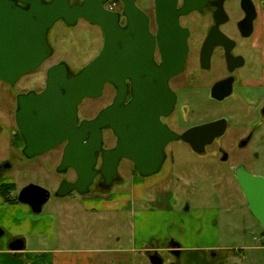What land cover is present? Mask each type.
<instances>
[{
    "label": "water",
    "instance_id": "1",
    "mask_svg": "<svg viewBox=\"0 0 264 264\" xmlns=\"http://www.w3.org/2000/svg\"><path fill=\"white\" fill-rule=\"evenodd\" d=\"M26 8L14 1L0 0V80L16 85L24 76L39 70L54 54L49 43L50 31L60 22L75 26L80 20L99 26L104 44L100 53L80 71L73 73L66 62L53 65L47 72L45 89L23 94L18 98L16 125L25 141L28 159L45 155L67 143L57 173L72 169L77 181H63L55 196L65 198L76 192L91 193L99 174L106 187L118 179L122 160L133 163L135 170L147 178L159 172L164 151L175 139L172 130L162 122L175 109L177 99L169 82L180 75L188 56L187 34L180 17L199 10L206 0H155L158 36L150 31V17L138 0H120L121 11L106 7L110 0H21ZM247 14L241 28L252 30L257 17L253 0H242ZM125 19L126 24H122ZM159 52L163 64L155 63ZM115 87L114 103L93 120L80 122L79 107L86 99L103 96L106 86ZM130 84V85H129ZM131 88V99L127 102ZM110 128L118 137L112 150H104L103 129ZM215 126L194 129L183 135L192 144L194 133L213 135ZM101 170H97L99 158ZM237 181L250 205L251 213L264 227V178L236 170ZM51 199V192L39 185L25 187L19 202L41 213ZM4 231L0 228V248ZM22 240L11 249H24ZM152 264H163L158 254L150 257Z\"/></svg>",
    "mask_w": 264,
    "mask_h": 264
},
{
    "label": "flooded vegetation",
    "instance_id": "2",
    "mask_svg": "<svg viewBox=\"0 0 264 264\" xmlns=\"http://www.w3.org/2000/svg\"><path fill=\"white\" fill-rule=\"evenodd\" d=\"M10 1H14L22 8L27 7V5L21 0ZM185 1L186 0H179L178 7L181 8L185 4ZM253 1L255 2L257 8V17L253 23L252 30L245 28V26L244 28H241L240 26V24L243 23L247 17V14L242 7V0H206V3L202 5L201 9L193 10L187 15L180 17V25L187 34L189 51L183 72L172 78L169 82V85L175 93L177 99L175 109L170 116L162 117L161 119L162 122L167 125L175 135H177L178 138L173 140L164 151L165 160L159 172L147 177L151 179L154 176L161 175L162 178L166 179L163 183H154V187H156V189H153V194L157 195L159 194V191L164 189L169 190V192H176L175 195L182 193L178 187L175 188V185L177 184L175 181L179 184L181 179H183L182 174L178 171V168L184 167V164H182L178 159V151L174 147L175 144L176 146L178 144L188 146L191 152L197 156L198 159H195L196 161L194 160L195 162H191L188 166L193 165L196 168H204L209 165H216L218 161H221L226 164H232V175L237 183L236 170L238 168H244L252 176L264 178V161L261 160L259 153H254L252 156L248 155L246 158H240L243 162H235L234 157L236 155L231 152L232 150L230 149V147H237L240 150H246L254 141L257 133L261 129H264V57L260 50L259 38H257L259 5L257 0ZM72 2L82 3L83 0H72ZM148 15L150 17V31L152 35L158 36L159 28L156 22L155 0L154 14L153 16L150 14ZM60 22L62 23L64 21ZM122 24H126L125 19H122ZM53 56L51 58H53ZM155 63L157 66L163 64V59L158 46L155 52ZM71 71L76 73L72 69ZM26 76H24L14 86L0 80V98L3 94V98L8 103V108L14 109L15 120V129L11 126L9 127L5 123H1L2 125L0 124V136L6 131L7 137H9L10 146H18L21 148V157L26 156L23 153L25 141L16 125L18 98L19 96L28 94L32 91L37 93L42 92L47 83L46 73V79L41 89L32 87L28 90L20 91L18 87ZM107 87L111 89L108 93ZM117 94L118 92L115 87L108 84L102 97L98 99L84 100L79 107L80 122L83 120L95 119L101 111L105 110L114 103ZM105 96H107L108 101L102 108L99 109L96 115L89 118L81 117V106L84 102L101 100L105 98ZM234 96L244 98L246 104L251 107V110L249 109L247 113L249 114V123L239 125L237 128H232L231 120L226 117V114H224V111L222 110L223 104H219L221 106L219 107L218 105V108L213 111L209 109V107H201L200 103L197 101V99L206 97L213 103L218 104L224 103L227 99ZM131 97V88L129 87L127 102L131 99ZM207 125L215 126L212 136L203 132L194 133L191 136L192 143H194V145L199 149V151H196L191 143L183 139V135L194 129L205 127ZM5 128L10 130H6ZM107 135H110L113 140V145L110 147L106 146ZM103 141L104 150H112L117 145L118 137L110 128H105L103 129ZM260 141L264 146V135L261 136ZM66 145L67 143L47 154L62 148L63 160ZM12 157L17 158L15 154H13ZM62 160L60 164L62 163ZM123 162L130 163L132 165L134 175L142 177L135 170L133 163L128 160H122L118 168V179L114 180L110 187H106V180L99 172L91 186V192H94L93 189L95 188L99 190V193L111 191L114 184L121 181L120 169ZM60 164L56 167V173ZM11 167V164H3L0 166V170L11 169ZM101 167L102 159L100 156L99 164L96 169L100 171ZM70 172L74 173L75 178L64 179L62 182L65 180L69 182L77 181V175L72 169H68L65 173L57 174L66 176ZM62 182L59 183L56 192L60 188ZM24 188L19 189V191H17L18 194L15 197L18 198L20 192ZM13 193H15V191ZM71 194L77 193L73 192ZM175 200L178 199H175L174 196L173 201L175 202ZM190 202L191 201H186V205L182 207V210L187 209ZM244 203L251 216L258 223L259 227H261L262 238L264 240V227L251 213L250 205L245 195ZM18 241L19 240H15L12 244L17 243ZM167 245H171L167 252L163 251L160 253L158 250H146L143 252V256L148 259L150 264H152L150 257L154 256V254H158L159 257L163 259V264H178L181 255L179 244L174 239L170 238L166 243V246ZM260 249L264 250V242ZM137 253H141V251L139 250ZM167 255H169L171 259H167Z\"/></svg>",
    "mask_w": 264,
    "mask_h": 264
},
{
    "label": "rangeland",
    "instance_id": "3",
    "mask_svg": "<svg viewBox=\"0 0 264 264\" xmlns=\"http://www.w3.org/2000/svg\"><path fill=\"white\" fill-rule=\"evenodd\" d=\"M108 4V6H113L116 11H121L123 8L120 0H110ZM138 5L146 13L153 16L154 0H138ZM49 35V43L55 52L53 58L38 72L27 75L18 87L20 91L32 87L41 89L46 79L47 70L59 62H66L70 69L75 72L80 71L100 53L103 47L101 28L86 21H80L77 26H68L64 22H60L50 31ZM110 91L111 89L107 87V93ZM3 97L2 94L0 98V124L5 123L15 129L14 109L8 108V103ZM107 101V96H105L101 100L84 102L81 106V117L89 118L96 115ZM197 101L201 107H209L213 111L218 108L219 104H223L222 110L226 117L231 120L232 128L249 123V114L247 113L251 107L240 96L231 97L224 103L218 104L206 97L197 99ZM262 135H264V129L257 133L254 141L246 150L230 147L231 152L236 155L234 161L243 162L240 158L252 156L254 153H259L261 160L264 161V146L260 141ZM8 138L6 131L0 136V164H11L12 166L11 169L5 170L4 175L7 179L16 182L15 195L18 194L19 189L29 184H35L51 192V199L47 206L58 200H63L55 196L58 185L64 179L75 178V175L71 172L66 176L56 173V167L62 160V148L50 154L28 159L21 157V148L10 146ZM112 145V137L107 135L106 146ZM174 147L178 151V159L184 164V167L178 168L183 179L179 184L175 181L177 184L176 187L174 186L182 191V193L175 195V199L179 200L177 208L182 210L186 201H191L194 204L193 208L200 210L216 209L218 215L213 224L219 234V251H227L230 264H264V250L258 249L262 247L264 242L261 227L251 216L244 203L243 191L232 175V164L218 161L216 165H209L204 168L188 166L195 159H198L197 156L186 145L178 144L176 146L175 144ZM13 154L17 158L12 157ZM120 174L121 181L116 182L113 189L125 191L130 184L129 177L134 175L132 165L123 162ZM165 181L166 179L160 175L148 179L147 182L151 185V183H163ZM93 190L94 192L99 191L96 188ZM73 196L74 194H71L67 198ZM47 206H45V210L51 207ZM109 222L108 224L102 223L101 226L99 222H92L93 233L95 228L100 227L96 237L93 238L95 235L93 234L85 243L77 242L72 245L69 248L70 251H64L58 256V264H150L145 256L131 251L133 243L130 229L126 228L128 226H123L121 232H118L119 229H111L114 225ZM102 233H107L105 238H99L98 235ZM116 236L122 238L120 242H117ZM166 257L171 259L169 255Z\"/></svg>",
    "mask_w": 264,
    "mask_h": 264
},
{
    "label": "crops",
    "instance_id": "4",
    "mask_svg": "<svg viewBox=\"0 0 264 264\" xmlns=\"http://www.w3.org/2000/svg\"><path fill=\"white\" fill-rule=\"evenodd\" d=\"M257 2V38L264 57V0ZM4 172L0 170V228L4 231L0 264H58V256L70 251L72 245L85 243L93 234V238L96 237L100 227L93 233L92 222H99L101 226L109 221L114 225L111 229H119L118 232L128 226L132 252L140 250L141 255L146 250L167 252L171 245L166 246V243L172 238L180 246L178 264H230L227 251H219V234L213 224L218 211L193 208L192 202L187 209L181 210L177 208L179 200L173 201L176 192L164 189L153 194L156 187L154 183L148 184L149 178L132 175L125 191L112 189L86 196L74 194L72 198L65 197L50 204V209L45 210L46 204L41 213H35L27 204L5 201L1 186L16 182L7 179ZM11 196L16 195L12 193ZM106 234L98 236L105 238ZM116 238L117 242L122 239ZM15 240H22L24 249L12 250Z\"/></svg>",
    "mask_w": 264,
    "mask_h": 264
},
{
    "label": "trees",
    "instance_id": "5",
    "mask_svg": "<svg viewBox=\"0 0 264 264\" xmlns=\"http://www.w3.org/2000/svg\"><path fill=\"white\" fill-rule=\"evenodd\" d=\"M16 190L15 184H4L1 186V193L6 202H17V197H12L11 194Z\"/></svg>",
    "mask_w": 264,
    "mask_h": 264
},
{
    "label": "built area",
    "instance_id": "6",
    "mask_svg": "<svg viewBox=\"0 0 264 264\" xmlns=\"http://www.w3.org/2000/svg\"><path fill=\"white\" fill-rule=\"evenodd\" d=\"M108 5H109V4L106 5V7H107L108 9L113 10V11H116V10L114 9L113 6H108Z\"/></svg>",
    "mask_w": 264,
    "mask_h": 264
}]
</instances>
